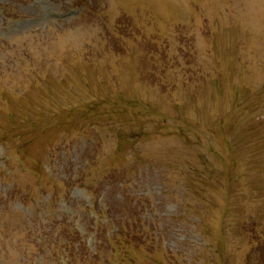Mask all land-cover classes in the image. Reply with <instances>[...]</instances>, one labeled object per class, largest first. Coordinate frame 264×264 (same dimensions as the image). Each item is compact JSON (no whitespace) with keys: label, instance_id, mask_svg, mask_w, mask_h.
Listing matches in <instances>:
<instances>
[{"label":"rangeland","instance_id":"374dc122","mask_svg":"<svg viewBox=\"0 0 264 264\" xmlns=\"http://www.w3.org/2000/svg\"><path fill=\"white\" fill-rule=\"evenodd\" d=\"M0 264H264V0H0Z\"/></svg>","mask_w":264,"mask_h":264}]
</instances>
